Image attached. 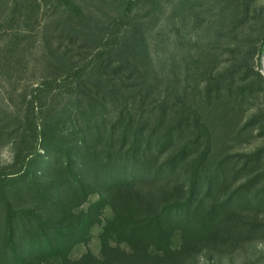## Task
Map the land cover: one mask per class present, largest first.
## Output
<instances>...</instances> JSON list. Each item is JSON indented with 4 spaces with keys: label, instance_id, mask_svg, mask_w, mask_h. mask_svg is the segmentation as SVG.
Returning <instances> with one entry per match:
<instances>
[{
    "label": "trees",
    "instance_id": "16d2710c",
    "mask_svg": "<svg viewBox=\"0 0 264 264\" xmlns=\"http://www.w3.org/2000/svg\"><path fill=\"white\" fill-rule=\"evenodd\" d=\"M100 1L115 14L85 0H0L4 64L29 51L42 7L57 11L36 40L50 78L24 92L14 113L0 105V145L14 148L0 170V264H182L206 248L264 239V145L227 151L204 114L232 84L206 83L193 100L177 94L154 67L143 22H128L138 0ZM203 1L172 0L170 19L182 13L197 26ZM223 1L242 17L254 2ZM72 47L83 59L72 60ZM246 88L261 90L248 83L239 92ZM94 226L99 255L72 258Z\"/></svg>",
    "mask_w": 264,
    "mask_h": 264
},
{
    "label": "rangeland",
    "instance_id": "374dc122",
    "mask_svg": "<svg viewBox=\"0 0 264 264\" xmlns=\"http://www.w3.org/2000/svg\"><path fill=\"white\" fill-rule=\"evenodd\" d=\"M85 1L90 7L100 9L103 13L114 15L116 12L114 7L105 5L106 2ZM171 2L172 0H138L133 5L128 22H143L154 67L164 85L172 78L178 88L177 94L182 92L189 100H193L199 96L202 86L206 83L215 86L232 84L231 95L222 93L216 103L214 95L212 102L205 105L204 114L211 126L217 124L220 141L224 143L227 151L253 152L264 145V83L259 82L257 73L260 72L262 47L264 49V0H254L247 15L243 17L239 7H234L231 11L224 1L205 0L203 5L198 7L197 26L182 13H178L177 18L171 20ZM56 12L55 7H50L49 3L42 7L41 23L34 31L35 35L29 39L31 46L27 47L28 52L11 56L5 64L0 57V105L12 113L20 106L24 92H28L36 82L51 76L40 61L42 50L37 46L36 40L41 39L39 26ZM223 16L226 17L225 24L217 23L216 20ZM228 16L236 22L230 23ZM128 27L129 25H123L117 31L123 32ZM3 42L0 40V44ZM53 47L66 49V46H58L57 43H54ZM72 48L68 49L72 60L83 59V51L80 48ZM248 83L260 86L261 90L257 88L249 92L246 88L244 95L241 94L239 91ZM64 101L65 98L61 95L54 104L62 106ZM13 161L12 142L1 144L0 170L10 167ZM96 198L91 196L89 203ZM111 215V209L107 207L103 217ZM100 230V226H94L89 242L76 245L70 256L76 259L88 250L99 255ZM177 244L178 236H175L173 246ZM182 264H264V239L251 241L234 251L223 247L206 248Z\"/></svg>",
    "mask_w": 264,
    "mask_h": 264
},
{
    "label": "water",
    "instance_id": "95a60500",
    "mask_svg": "<svg viewBox=\"0 0 264 264\" xmlns=\"http://www.w3.org/2000/svg\"><path fill=\"white\" fill-rule=\"evenodd\" d=\"M259 70H260L261 74L264 76V49H263V51L261 53Z\"/></svg>",
    "mask_w": 264,
    "mask_h": 264
}]
</instances>
